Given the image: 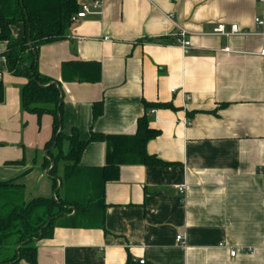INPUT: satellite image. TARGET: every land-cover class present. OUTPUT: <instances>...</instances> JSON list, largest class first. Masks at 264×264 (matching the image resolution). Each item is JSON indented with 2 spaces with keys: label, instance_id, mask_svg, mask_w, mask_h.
Returning <instances> with one entry per match:
<instances>
[{
  "label": "crops",
  "instance_id": "0c3cea01",
  "mask_svg": "<svg viewBox=\"0 0 264 264\" xmlns=\"http://www.w3.org/2000/svg\"><path fill=\"white\" fill-rule=\"evenodd\" d=\"M101 1L100 13L39 47L38 71L62 93L64 135L104 137L86 145L76 174L94 181L114 149L125 160L103 186L97 222L54 228L36 241L37 264H264V57L256 36L212 35L218 25L253 31L258 0ZM178 27L189 33L185 51ZM5 50L0 41V183L21 186L24 203L62 188L63 197L66 162L50 173L59 151L46 148L52 116L23 110L27 80L8 73ZM143 116L159 132L146 152L166 166L116 149Z\"/></svg>",
  "mask_w": 264,
  "mask_h": 264
},
{
  "label": "trees",
  "instance_id": "16d2710c",
  "mask_svg": "<svg viewBox=\"0 0 264 264\" xmlns=\"http://www.w3.org/2000/svg\"><path fill=\"white\" fill-rule=\"evenodd\" d=\"M80 0H0V41L6 43L2 56L8 73L26 78L20 98L25 112L44 113L52 116V137L46 148L52 146L59 152L50 158L55 173L56 161L66 162L63 197L35 198L28 203L21 200V186L0 183V264H37L36 241L50 238L56 227L79 228L96 222V204L103 202V186L109 180L118 178L119 160L117 152H108L106 165L99 170L94 181L82 179L78 173L81 154L89 142L104 140L100 134L92 133L87 140H81L73 132L70 136L61 131L62 100L58 84L38 71V49L40 46L57 42L65 37L71 25V16L79 10ZM23 26V36L14 37L12 29ZM4 85L0 79V103L4 101ZM146 107L159 106L145 103ZM101 111L100 104L93 107V116ZM159 132L149 127L145 116L137 123L136 134L116 149L122 157L143 165L166 166L146 152V144ZM69 142L68 150L62 153L63 141ZM123 153L126 155L124 156ZM51 151L48 152V156ZM125 160V158H123ZM121 160V161H124ZM127 161V160H126ZM57 179L53 180L56 190ZM104 206V202L102 204ZM19 245L16 250L15 247Z\"/></svg>",
  "mask_w": 264,
  "mask_h": 264
},
{
  "label": "built area",
  "instance_id": "2783aa9c",
  "mask_svg": "<svg viewBox=\"0 0 264 264\" xmlns=\"http://www.w3.org/2000/svg\"><path fill=\"white\" fill-rule=\"evenodd\" d=\"M258 2L261 7V13L260 15L254 17L253 31L240 29L236 24L230 25L228 29H226L223 25H218L216 28L213 29L212 35L224 36L227 38H231L234 36H239V37L256 36L260 40V45L257 51V55L260 57H264V0H258ZM101 8H102L101 0H92L90 2H83L80 4L79 10L71 16L70 18L71 23H77L79 20L86 18L88 15L98 14L100 13ZM176 43L184 51L187 50L190 46L189 33L186 30L178 27ZM222 51L228 53L230 52V49L223 48ZM188 123L189 122H187V124ZM176 241L181 242L182 237L177 236ZM235 254H236V250L232 249L230 251V255L235 256ZM139 263L144 264V261H139Z\"/></svg>",
  "mask_w": 264,
  "mask_h": 264
},
{
  "label": "rangeland",
  "instance_id": "374dc122",
  "mask_svg": "<svg viewBox=\"0 0 264 264\" xmlns=\"http://www.w3.org/2000/svg\"><path fill=\"white\" fill-rule=\"evenodd\" d=\"M63 152L66 153L67 152V142H64V145H63ZM62 171H63V161H60V164L58 166V172L57 174L59 175H62ZM52 177V176H51ZM50 181L52 182L51 178H50ZM59 184H57V187L58 188ZM63 194V188L59 190V196H62ZM19 247V245H17ZM17 246L15 247V249L17 250Z\"/></svg>",
  "mask_w": 264,
  "mask_h": 264
},
{
  "label": "water",
  "instance_id": "95a60500",
  "mask_svg": "<svg viewBox=\"0 0 264 264\" xmlns=\"http://www.w3.org/2000/svg\"><path fill=\"white\" fill-rule=\"evenodd\" d=\"M52 84H55V85H57V83H55V82H52ZM17 248H18V246H17Z\"/></svg>",
  "mask_w": 264,
  "mask_h": 264
}]
</instances>
